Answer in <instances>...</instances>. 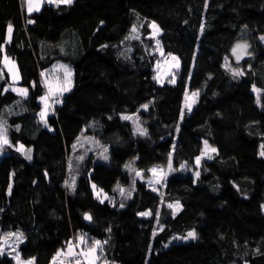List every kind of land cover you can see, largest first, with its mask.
I'll return each instance as SVG.
<instances>
[{
  "label": "trees",
  "instance_id": "1",
  "mask_svg": "<svg viewBox=\"0 0 264 264\" xmlns=\"http://www.w3.org/2000/svg\"><path fill=\"white\" fill-rule=\"evenodd\" d=\"M151 20L162 29L165 53L181 59L175 84L153 78L159 55L150 48ZM134 24L144 34L126 40ZM263 35L264 0H207V7L205 0H75L71 6L45 3L31 14L24 0H0V45L28 88L26 99L11 91L4 70L0 85L9 91L0 87V116L12 146L0 159V235L22 231V256H34L36 264H50L80 233L108 240L104 258L110 264H264V92L257 105L252 91L253 84L264 89ZM240 40L252 55L238 63L231 49ZM3 56L0 51V61ZM225 57L245 75L233 79ZM57 61L72 66L74 86L45 127L37 115L46 91L41 72ZM186 90L200 93L190 112ZM124 113H136L148 134H134ZM82 135L109 146L110 161L85 154L78 162L81 153L72 146ZM205 140L218 152L197 166ZM20 143L32 150L31 160L16 150ZM170 153L178 171L166 179L165 197L125 167L133 161L148 172L167 164ZM73 176L75 192L65 186ZM93 183L114 204L101 203ZM117 184L126 195L131 188V197L113 191ZM176 200L182 207L173 215L168 203ZM148 209L152 215H138ZM191 229L196 239L166 244ZM0 264L16 261L5 252Z\"/></svg>",
  "mask_w": 264,
  "mask_h": 264
},
{
  "label": "snow or ice",
  "instance_id": "2",
  "mask_svg": "<svg viewBox=\"0 0 264 264\" xmlns=\"http://www.w3.org/2000/svg\"><path fill=\"white\" fill-rule=\"evenodd\" d=\"M45 2V0H26L27 4V11L31 14L32 12H38L40 10L41 5ZM47 3L49 4H55L57 7H59L61 4L71 6L74 3V0H47ZM205 6L207 7V0H205ZM138 15V14H137ZM33 21H29V23H32ZM103 23V22H101ZM142 26V25H141ZM150 27L152 28V37L154 38L156 35L159 34L160 29L159 26L153 21L150 24ZM247 27V26H245ZM204 30V25H201V32ZM12 25H8V30H7V42L11 41L12 38ZM138 33V28L134 24L132 25L131 28V34L127 37H125L126 40L128 39H140L139 35L136 34ZM261 41H264V36L259 37ZM156 46L159 49L160 48V41H156ZM103 47H107V45H102ZM251 45L246 41V40H241L237 41L235 45L232 47L231 52L232 55L235 56V59L237 62H239L241 59H243L244 56H251L252 53L249 51ZM0 51H3V45H0ZM161 54H163L161 52ZM121 55H125V53H121ZM171 56L173 63L169 66L170 70L171 69H179L180 63L178 57L172 56L171 53L168 54ZM125 58L127 59L128 57L125 55ZM225 67L226 69L231 73L233 79H237L238 77H241L245 75V72L242 69L239 68H233L231 65L228 63V57H225ZM0 64L3 65V67H0V80H3L5 78L4 74V68H7V72L11 75V79L13 82H16L20 79L18 69L16 66V63L14 60H12L6 53L3 56L2 61H0ZM251 67V66H249ZM54 68H58L62 70V77L57 75L53 80L47 79L46 73L41 72V77H44V80L42 81L44 84V87L46 91L44 92L43 95L38 97V101L40 104H42V108L37 114L40 117V122L45 125V127L48 126V114L50 111L53 110L54 105L58 103H62L60 100V97L63 96L64 93L71 91L72 86H73V81H72V76H73V71L70 66L68 65H54ZM157 68H159V62H157ZM154 79H156L158 82H162L159 76H154ZM176 78L175 75L173 74L171 79L169 80V83L175 84ZM35 82L32 83V87H35ZM0 87H3V85H0ZM9 91L8 87H3V92L7 93ZM11 91L18 93L22 98H27L28 97V88H16V87H11ZM252 91L256 93V103L257 105H261V93L264 92V89H259L255 84L252 85ZM199 90L192 91L191 94L189 95L188 91H185V107L187 110L190 112L192 110L193 104L196 103V100L199 98ZM17 103H20V101H17ZM264 107V105H261ZM144 109L148 108V105H142L141 106ZM9 114H11V110L9 109ZM121 118L123 120H132L134 124V134H139L141 136H146L148 134V131L146 128H143L141 124L139 123V117L136 114L133 115H122ZM111 119V117H109ZM181 119H183V109L181 111ZM17 130H19L20 126H16ZM179 130V129H177ZM8 131V125L7 121L0 116V153L3 152L4 147L7 146H12L11 142L8 139L7 135ZM91 139V138H90ZM98 143V142H97ZM204 149L201 151V155L197 156L196 159V165L199 166L201 163V160L203 157L207 156L208 159H212L213 156L211 155L212 153H217L218 150L208 144V141L205 140L204 142ZM73 149L76 148V145L73 144ZM260 152L259 155L261 157H264V144L260 145ZM18 152H21L26 159L31 160V149H25L24 144L20 143L18 144V147L16 149ZM108 147L107 146H102V151L100 152V157L107 161L109 159L108 155ZM76 159L80 162H83L84 156H77ZM125 167L130 171L134 172L136 176H142V172L140 170L135 169L132 167L131 164H126ZM181 168H184V165H181ZM69 169H72V163L71 161L69 162ZM172 167V155L171 153L169 154L168 157V165H167V172L163 170V168H160L159 166H154L152 169L149 171L152 172L153 177L155 178L154 180H149V185L152 186L154 183L155 184H160L162 183L168 173L174 171ZM47 175V173H45ZM195 175L199 177L200 173L196 172ZM135 184V181H133V185ZM65 186L70 188L73 192L76 190V178L75 176L72 177L71 183L69 181H65ZM92 190L96 198L103 203L104 200H109L114 204V201L112 198L108 197L107 193L104 192L102 188H98L96 184L91 185ZM11 189L12 185H9V194H11ZM119 190L120 194L122 196H125V189L119 186L117 184V188H114L113 191ZM153 191H156V188L153 187ZM131 193L128 192L126 195V198H130ZM120 207H124V204L121 203ZM169 208H174L178 209L182 207L177 201L175 205L169 204ZM264 207V206H262ZM2 211V210H0ZM138 215L141 216H150L152 215V212L145 211V212H140ZM173 215H175V211L173 212ZM155 216L158 218L159 217V212L155 213ZM86 220L91 221L92 217L90 214L85 213ZM106 231L110 232L111 229H107ZM156 235V232L153 231V236ZM196 239L197 234L195 230H192L188 232L186 237H181L180 239ZM26 237L25 234L22 231H17L15 233L9 232L4 235H0V255H4L5 252H7L8 255L13 256V259L16 261V264H35L36 258L35 257H30L28 259H23L21 256V253L19 251V246L25 241ZM173 239H176L174 237ZM13 241L12 243H9V241ZM108 243L107 240H99V239H91L87 237L86 233H80L78 234L74 239H70L69 241L66 242L65 247L58 249L56 253L53 255L50 264H110L109 261H107L106 258H104V245ZM257 253H259V249L256 250Z\"/></svg>",
  "mask_w": 264,
  "mask_h": 264
},
{
  "label": "rangeland",
  "instance_id": "3",
  "mask_svg": "<svg viewBox=\"0 0 264 264\" xmlns=\"http://www.w3.org/2000/svg\"><path fill=\"white\" fill-rule=\"evenodd\" d=\"M75 1V0H74ZM154 20H151V21H149V24H151L152 22H153ZM155 23L159 26V29H160V32H159V34L158 35H156L154 38H152L151 39V41H152V43H151V51H153V52H157L158 53V55H159V58L156 60V63H155V76H159L160 77V79H161V81L162 82H159V83H165V82H169V80L171 79V77H172V75L174 74L175 75V78H176V81L178 80V74H179V70H180V68H181V59H180V57L177 55V54H174V53H171L172 54V56H175V57H178V59H179V63H180V67H179V69L177 70V69H171L170 70V68H169V66L173 63V61H172V58H171V56H169L168 54H166L165 53V51H164V49H163V47H162V45H161V39H160V35H161V33H162V29H161V27H160V25L155 21ZM137 26V28H138V33H136V34H138L139 35V37H141V36H143V34H144V31H143V26H141V24L140 25H136ZM152 32H153V30H152V28H151V33H150V36L152 37ZM264 36V35H263ZM157 40H159L160 41V48L158 49L157 48V46H156V41ZM241 41V40H240ZM3 51H4V54L6 53L7 54V52H6V47H5V44H4V47H3ZM161 52L163 53V54H161ZM8 55V54H7ZM12 60H14L15 61V63H16V66H17V69H18V73H19V77H20V79L18 80V81H16V82H13L12 81V79H11V75H10V79H11V83L8 85V87L9 88H11V87H16V88H26V87H24V86H22V85H20L19 84V82L21 81V73H20V69H19V67H18V64H17V62H16V60L13 58V57H11L10 55H8ZM245 57H247V56H244L243 57V59L245 58ZM233 58L235 59V56H233ZM243 59H241L239 62H241ZM236 60V59H235ZM157 62H159V68H157ZM237 62V61H236ZM238 62V63H239ZM59 64H63V65H68V66H70L71 67V69H72V71H73V76H72V81H73V86H74V70H73V68H72V66L69 64V63H66V62H64V61H57V62H55L52 66H51V68L50 69H48L47 71H45V73H46V76H47V79H49V80H53L57 75H59V76H61L62 77V75H63V73H62V70H60V69H58V68H54V65H59ZM3 67V66H2ZM4 70H7V68H4ZM43 80H44V77H43ZM73 86H72V88H73ZM67 93V92H66ZM65 94V93H64ZM63 94V95H64ZM191 94V92H189V95ZM197 101V100H196ZM194 105L195 104H193V106H192V109H193V107H194ZM56 104L54 105V108H56ZM54 108H53V110H54ZM186 108V107H185ZM133 114H136V113H124L123 115H133ZM137 115V114H136ZM139 123L141 124V122L139 121ZM141 126L143 127V125L141 124ZM144 128V127H143ZM8 133V132H7ZM8 135V134H7ZM91 138V139H90ZM98 142V143H97ZM209 144V143H208ZM76 146H77V149L80 151V153H81V155L82 156H85V154L86 155H89V154H95V156L93 157V159H102L101 157H100V152L102 151V146H107V145H104V144H102V143H100L96 138H94V137H92V136H88V135H82L79 139H78V141L76 142V144H75ZM210 145V144H209ZM211 146V145H210ZM108 147V149H109V146H107ZM213 147V146H212ZM215 148V147H214ZM6 149H7V146H5L4 147V149H3V152L2 153H0V159H1V157L5 154V151H6ZM26 149V148H25ZM203 149H204V147H203ZM216 153H212L211 155L212 156H214ZM80 155V156H81ZM108 155H109V159L107 160V161H105V160H103L102 159V161H104V162H109L110 161V158H111V156H110V152L108 151ZM204 158H207V156H205V157H203L202 159H204ZM208 159V158H207ZM78 162H80V161H78ZM128 164H131L132 165V167H133V161H130V162H128ZM167 165H168V163L167 164H157V165H154V166H159L160 168H163V170L165 171V172H167ZM153 166V167H154ZM152 167V168H153ZM172 167H173V169H175L174 171H172V172H170V173H168V175H167V177H166V179L170 176V175H172V173H175V172H177L178 171V168H176V167H174V165L172 164ZM151 168V169H152ZM138 170V169H137ZM141 171V170H140ZM142 172V176H136L135 175V177H136V179L138 178V179H142V180H144L147 184H148V187L150 188V189H152L153 190V187H155L156 188V191L155 192H157V193H159V194H161L163 197H165V195H166V179L162 182V183H160V184H153L152 186H150L149 185V180H154L155 178L153 177V174H152V172L151 171H148V172H144V171H141ZM134 173V172H133ZM135 174V173H134ZM130 193H132V190H131V188H130ZM163 202H165V199L163 198ZM177 202V200L176 201H174V202H170V203H168V205L169 204H173V205H175V203ZM180 203V202H179ZM180 205H181V203H180ZM172 209V212H174L175 211V213H177L180 209H181V207L180 208H178V209H174V208H171ZM150 209H148V210H145V211H149ZM145 211H142V212H145ZM151 211V210H150ZM152 212V211H151ZM159 217H158V224L160 225L159 226V229H161V228H163V225L160 223V218H161V216H162V209H160L159 211ZM156 230H157V228H156ZM192 230H194V229H191V230H189V231H187V232H181V233H178V234H176V235H174L171 239H169V241L166 243L167 245H169L170 243H172V242H175V241H178V242H180V241H189V240H193V239H191V238H188V239H180L181 237H186L187 236V234H188V232H190V231H192ZM17 232V231H16ZM195 232H196V230H195ZM7 233H9V232H7ZM13 233H15V232H13ZM6 234V233H5ZM196 234H197V232H196ZM174 237H176V239H173ZM13 241H9V243H12ZM21 245V244H20ZM19 251H20V253H21V256H22V252H21V250H20V246H19ZM30 257H34V256H32V255H29L28 257H23L22 256V258L23 259H28V258H30ZM35 264H36V262H35ZM115 264H117V263H115ZM232 264H238V263H232Z\"/></svg>",
  "mask_w": 264,
  "mask_h": 264
},
{
  "label": "crops",
  "instance_id": "4",
  "mask_svg": "<svg viewBox=\"0 0 264 264\" xmlns=\"http://www.w3.org/2000/svg\"><path fill=\"white\" fill-rule=\"evenodd\" d=\"M47 3V0H45V2L41 5L40 9L44 6V4ZM24 7L27 11V4H26V0H24ZM28 12V11H27ZM29 13V12H28ZM33 13V12H32Z\"/></svg>",
  "mask_w": 264,
  "mask_h": 264
},
{
  "label": "built area",
  "instance_id": "5",
  "mask_svg": "<svg viewBox=\"0 0 264 264\" xmlns=\"http://www.w3.org/2000/svg\"><path fill=\"white\" fill-rule=\"evenodd\" d=\"M105 240H107V239H105ZM108 241V240H107Z\"/></svg>",
  "mask_w": 264,
  "mask_h": 264
}]
</instances>
